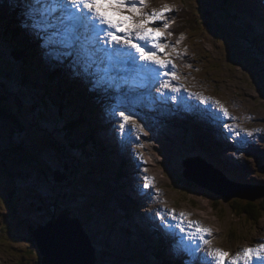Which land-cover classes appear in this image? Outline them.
Instances as JSON below:
<instances>
[{"label": "rangeland", "instance_id": "374dc122", "mask_svg": "<svg viewBox=\"0 0 264 264\" xmlns=\"http://www.w3.org/2000/svg\"><path fill=\"white\" fill-rule=\"evenodd\" d=\"M258 1L255 0L250 3V7L247 9L248 0H235V2H232L240 16L236 20L232 8L228 7L229 0H148L149 4L144 8L145 12L151 13L153 9L160 10L167 5L172 9L166 14L168 22L171 23L170 27L174 25L175 18L181 16V19L177 20V23L179 22L178 33L181 32L179 37L182 35L184 39L179 44H177L179 37L174 39L176 43L170 42V36L168 35L171 32L170 28L164 31L162 39V42H166L176 49L175 52H172V48L169 47L164 50V53H168L172 59L176 53L180 54V64L177 69H173L178 77L174 80V84L175 82L180 83L181 90L190 97H195L199 101L200 97L206 99L208 103L201 105L209 106L221 120H224L223 114L217 111V107L222 105L227 109L229 117L234 119L224 121L230 124V127H234L235 133H239V135L233 133L238 149L246 147L250 153L249 155H251L252 160L247 159L251 161L250 172L246 165L243 166V169H239L235 163L228 159V157L235 158L239 151H231V149L224 151L222 146L216 143L218 137L215 128L212 129L211 127V133L215 134L210 137L207 135L208 132L210 133V127L200 125V128L206 129H203L198 137H193L194 146L191 147L189 143V136L191 135L185 134L184 127L178 125L179 122H182L181 117L174 116L173 121L170 120L169 124H161L155 118L154 121L149 117H143V124L146 123L145 119H148L151 124L156 123L159 127L157 128L154 125L148 127L147 123L145 124L148 127L145 129L157 141L155 143L151 139L149 144L145 143L146 152L149 156L148 160L152 162L151 171L147 169L146 171L151 177L154 176V180L148 178V181L154 186L153 190H146L150 198L144 199L143 204L150 205L151 197L161 195L168 198L174 210L179 208L184 213L186 211L192 213H186L188 215L187 219L183 220L185 227L191 222L208 229L203 222H209L208 225L213 226V228H210V234L206 235L205 239L209 240L213 248L216 249H221L220 246L226 249L229 248L234 239L240 244L245 239L263 238L262 236H264V234L260 235V230H258L264 225V216L256 226L252 222L249 224L243 217H238L231 212V209L239 212L247 201L237 197L225 199L210 191L209 180L205 185L200 183L199 185L194 181L187 180L184 176L185 173L189 172L202 178L208 171L210 175H213V172L219 174L223 177L224 182L226 181L229 185L236 186L244 183H253L257 186L258 184L264 185V82H262L264 81V62L258 58L255 60L249 47L245 45V41L251 39L250 32L252 31L244 27V25L249 26L250 24L254 31L260 26V23L250 21L251 16L256 18L257 15L261 20L263 19L264 9L261 2ZM125 14L127 15V13ZM159 23L162 25V22ZM261 28L264 30L263 26ZM244 29L249 31L245 33L246 40L242 35ZM171 33V36H173V32ZM255 43L257 45L262 44L260 39H256ZM19 44L24 47L28 46L23 41H20ZM261 55L264 59V55ZM1 56H6L5 61L7 64L0 62V94L4 95L3 97L7 100L8 105L12 104L15 108L18 107L19 110L22 105L24 119L21 122L24 126L22 131L24 138L17 135L16 131L20 130L18 127L15 128L13 122H4L0 119V195L2 196L0 204L3 207V215L0 217V264H41V255L33 235L29 233V229L31 226L38 228L41 225H46L48 220H52L51 210H49L52 205L56 206L54 215L58 217L57 205L60 203L65 209L67 207L70 209L73 218L81 221L82 228L87 233V236L84 235L92 241V249L94 253L96 252V264H159L157 253L161 249L155 250V247L152 248L147 238H142L140 242L133 241V245L127 244L125 248H113V237L110 236L112 231L116 234L114 235L117 239L133 234L132 216L123 207L118 210V213L120 211L121 214L119 213L117 219V212L114 208L117 207L118 202L112 196L118 192L117 186L120 181L117 180L115 185L112 186L111 182L106 183L103 173L99 174L100 171L97 168L90 169L85 166V161L88 160L89 155L87 151L77 149L74 144L73 153L77 157L75 163L78 173L77 177L75 176L76 182L74 179L70 183L66 182L68 177L65 176L60 182L56 181L57 176L63 174V172H60L63 171L65 160L62 153L68 147L70 136L73 137L76 133L83 136L84 134L76 126L73 132H68L63 136L61 133H59L60 136L56 135L57 124L55 122L57 116L55 112L58 110L57 106L50 105V110L47 113L42 111L44 115L38 111L37 114L32 113L30 105L33 103L32 98L36 99L35 102L38 103L37 95L21 86L22 81L19 75L10 69V67L12 68L10 65L12 59L10 51L7 50L5 55L0 49V58ZM173 63L176 65V62ZM28 76L31 79V85H35L36 81H32L34 73L29 71ZM40 77L45 78L44 75ZM59 81L65 83L63 79ZM49 89L50 87L45 85L40 90L42 94L48 97L47 92ZM48 102L49 104L52 103L49 99ZM38 104L43 106L42 103ZM64 114H67V112H64ZM203 115L206 118L204 113ZM43 117L44 119H42ZM39 120L43 126L35 129L34 123ZM91 120H93V117L88 118L89 123ZM188 122L191 127L195 126L193 117ZM213 122L217 123L216 117ZM35 124L38 125V123ZM210 124L212 123L210 122ZM46 127L52 131L51 137H55V143L57 145L61 144L62 147L63 142L65 148L55 149L51 146L50 139L43 135V132L45 134L49 133ZM246 132H252L253 136H247ZM205 135L209 138H205ZM11 137L15 139L13 140ZM19 146H22L21 148L26 157L30 155V159L24 158L23 154L19 152ZM179 147L184 149L186 155H183L180 149H176ZM91 149L95 152L94 147H91ZM68 150L72 149L68 148ZM131 150L135 154L138 148L135 149L132 146ZM244 152L242 151L241 157H243ZM78 153L82 156L78 157ZM207 153L209 156L211 154L212 163L219 169L221 168V172L227 173L228 177L223 176L214 167L211 166V169L207 165L209 164L205 161L207 158L201 156L204 154V156H207ZM21 155L24 158L23 160ZM71 157L75 159L74 156ZM123 163H126L125 157ZM186 163L194 164L200 171H198V168H190ZM229 164L233 168L228 169L229 166L227 165ZM65 166L69 170L67 165ZM130 174H139V171L138 169L130 170ZM138 176V186L143 187L142 175L139 174ZM110 187H112V194L109 191ZM96 188H100V191H96ZM233 188L235 187L230 186L229 191L226 192L230 193L229 195L238 192L233 191ZM11 189H14L11 192L13 194L9 193ZM244 190H247L248 193H259L261 191L260 188ZM61 194H63L62 197H59ZM90 194H93L94 197ZM7 196H10V200L8 205H4ZM131 198L142 201L137 194ZM117 208L119 209V207ZM158 212L160 213V211L155 212L156 220L159 223L167 224L164 218L169 220V211H163L165 214L163 219L157 216ZM142 213L140 211V213L135 214L134 218L137 220ZM194 215L200 218L201 222L194 221ZM154 217V215L151 216L150 220ZM175 217L177 220L172 221L170 218L173 225L180 220L179 216ZM223 230L226 235L222 234ZM105 233L108 234L107 237H105ZM211 235L216 238L215 241H213ZM144 240L145 245L137 244L142 243ZM134 243L137 245L135 246ZM250 244H253V241H250ZM241 246L243 247L244 244ZM241 246H238L237 249ZM140 249L142 251L146 250L147 256H143ZM150 259L152 263L149 262Z\"/></svg>", "mask_w": 264, "mask_h": 264}, {"label": "snow or ice", "instance_id": "6c2138e0", "mask_svg": "<svg viewBox=\"0 0 264 264\" xmlns=\"http://www.w3.org/2000/svg\"><path fill=\"white\" fill-rule=\"evenodd\" d=\"M148 0H24V28L40 41V47L45 56L59 65L67 64L73 74L86 80L90 91L96 94L111 95L114 103L111 116L116 120L118 131L129 137L139 129H144L137 123V114L129 108L140 98H132L138 89L156 87L161 98L168 92L179 93L180 87L173 86L171 80H176L177 73L173 59L164 50L171 47L162 42L164 31L170 27L166 14L172 9L165 5L160 10L153 9L151 13L144 8ZM127 13V15L125 14ZM119 16V19L115 17ZM162 22V25L161 23ZM172 35L171 32L168 33ZM181 35L177 44L183 40ZM164 53V55H161ZM171 66V67H169ZM170 77V79H164ZM193 95V94H190ZM175 97H173L174 99ZM201 104L208 101L200 97ZM217 111L223 114V119L229 117L227 109L222 105ZM138 118V117H137ZM132 127L128 128L127 125ZM224 131L231 136L234 127L223 124ZM246 135L253 136L252 132ZM139 139V136L136 137ZM146 171V169H145ZM150 187L147 177L143 178V188ZM176 220L174 213L168 214ZM157 216L163 219L160 213ZM178 228L184 235L177 241L174 249L177 255L186 253L195 257L191 264H225L229 253L221 249L210 250L206 256H198L201 246L210 244L205 234L210 230L199 224L189 223L186 230L183 225V214L179 222L172 226ZM189 241L190 243H184ZM199 241V243H197ZM256 258L258 264H264V242L255 247L245 248L237 253L229 264H252ZM188 264V261H186Z\"/></svg>", "mask_w": 264, "mask_h": 264}, {"label": "bare ground", "instance_id": "6f19581e", "mask_svg": "<svg viewBox=\"0 0 264 264\" xmlns=\"http://www.w3.org/2000/svg\"><path fill=\"white\" fill-rule=\"evenodd\" d=\"M229 1L235 2V0H229ZM261 3H264V0H262ZM23 6L25 7L24 2H23ZM249 7H250V5H248L246 7V9L249 8ZM263 9H264V7H263ZM232 10L234 12L238 11V10H236V8H234V6L232 7ZM259 20H261V19L259 18ZM261 22L264 23V16H263V19L261 20ZM29 36H30V38L35 39V38H33L34 36L31 35L30 33H29ZM173 42L176 43L174 38H173ZM43 54H44V51H43ZM176 56L179 59L180 55L177 54ZM44 57H45L47 62L50 61L45 56V54H44ZM52 63L55 66L59 65V64L56 65L54 62H52ZM48 71L49 70L46 69L45 73L47 74ZM70 73H72V72L70 71ZM166 78H169V77H165L164 79H166ZM67 87H68L67 88V92H71V91H75L76 90V86H75L74 83H72L71 85H69ZM156 87H158V85ZM156 87H151L150 91L148 89H138L135 93L132 94V96H136V95L141 94L142 92H144L145 102L143 104L145 106H148L151 109V111L154 114L157 115L158 118L163 119L164 121L165 120H167L169 122H170V120L173 121L172 118L175 115L179 116V117H183L182 118V122H179L178 125L184 127L185 134L191 135V136H189V138H190L189 143H190L191 147L194 146L193 145V137H198L199 134L203 131V129L200 128L199 125L203 124L205 127H211V125H210V116L214 112L210 109L209 106L201 105L200 103H198L195 100H185L186 96L184 94H182V93H178V94L175 93L174 94V93L168 92L170 94H167V97L161 98L160 94L158 92L154 93V91H156ZM85 90L87 91L88 89H85ZM53 92L55 94H52V95L54 96V98H56L57 97V94H56L57 87H54V91ZM171 94L174 95V97H175L174 100H169ZM68 96H70V95H68ZM81 99H82V101L85 102V104H84L85 108H88V106H92V105H90L91 101L88 98H81ZM182 100H183V102H182ZM174 103H178V104L175 105ZM67 104H70V103L68 101H66V105ZM109 104L111 105V102ZM69 106L73 107L74 104L71 103ZM133 107H135L136 109H139L136 106V104L133 105ZM139 110L146 114V110H142V109H139ZM97 112H98V114L96 115V116H98L97 123H93L92 126L90 127V129H88V128L86 129L85 127H82V128L79 127L78 129H80L81 130L80 132H82L84 134V136L81 135L83 138L88 139V138H93L94 137L105 148V152L103 153L105 155V157L99 163L98 170L103 173L106 183H110L111 182L113 184L112 186H114L115 182L117 180H119L120 184L123 186V191H122L123 195H127L128 197H130L131 194H135L136 193L138 195V197H140L141 200H142L140 203H144V201H143L144 199L150 198L149 197V193L147 191H145L142 186H138L139 185L138 174H130V170L134 171V170L139 169V170L142 171V168H145L148 171H151L150 168L152 167L151 166L152 162L150 160H148L149 156L147 155V152H146L145 143L149 144L151 139H153L155 141V143H156L157 140L154 139V136L151 135L142 126L141 127L144 129L143 132H141L139 129H136V131L130 137L128 135L121 134L118 131V124L116 123V120L119 119V118L117 117V118L114 119L111 116V108L110 107H107V108L104 107L103 109H98ZM203 113L205 114L206 118L204 117ZM191 117L194 118V122H195V126L194 127H191L189 122H188ZM41 121H43V120H41ZM39 122H40V120H39ZM64 123L65 122H62V120H60L58 122L57 130H55L56 135L60 136L59 133H61L62 136L65 135V132L63 130V128L65 127ZM219 124L221 125V123H219ZM126 127L131 128L132 125L129 124ZM47 128L48 127H46V129ZM47 130L49 131V133L45 134L43 132V135H46V137H48L49 139L54 140L55 137L54 136L51 137L52 131L49 128ZM176 134L178 135V133H176ZM213 135H211V137ZM137 136H139V139H136ZM204 137L205 138H209V136H207V135H205ZM142 142H143V144H142ZM139 144L140 145L142 144L141 151L139 150V151L136 152L135 155H133L131 153V151H130L131 146L133 145V148H135V146L140 147ZM155 146H157V145L155 144ZM176 149H180L182 154L186 155V152L184 151V149L182 147H179V148H176ZM253 151H255V150H253ZM19 152H21L23 154V151L20 150ZM256 153H258V152H256ZM247 154H250V153L246 151V152H244L243 157H241L240 153H238V156H237L238 158L235 161L236 162L235 164H236L237 168H239V169H243V166L246 165L248 171L250 172L249 166L251 165L250 164L251 161H247V159L244 158V155H247ZM204 155H201V156H203V157H205V158H207L209 160L208 161L207 159H205V161L209 162V167L211 165L212 167L217 169V171H219L223 176L228 177L227 173L221 172V168L219 169L216 165H214L212 163L211 154H210V156L208 155V153L206 154L207 156H204ZM124 157L126 159V163L125 164L123 163V158ZM68 159H71L70 161H72V162H77L76 161V157H75V159H72V157L70 156V157H68ZM261 159L263 160V157ZM205 161H204V163H205ZM232 163H234V162H232ZM85 165L88 168H90V169H92V167H96L97 166L94 163H90V161H88V162L85 161ZM227 166H229L228 169L233 168V166L230 167V164L227 165ZM255 170H256V168H255ZM60 172H63V174L62 175L59 174L57 176V178H56L57 182H60V180H62L64 178V176L66 177V175L64 174L65 172H67V168H66L65 164H64L63 171L61 170ZM139 174H140V172H139ZM230 174L234 175L233 173H230ZM144 177L152 178V180H154V176L151 177L147 171H145ZM74 180L76 182V178ZM142 180H143V178H142ZM236 183H240V182H236ZM242 186L245 187L246 185H242ZM111 189H112V187L109 189L110 194H112L111 193ZM245 189H250V187H247V188L245 187ZM96 191L99 192L100 188H96ZM143 192H144V195H143ZM241 194H243V193H241ZM62 195L63 194H61V196H59V197H62ZM90 195L92 197H94L93 194H90ZM116 195H118V196H116ZM217 195H219L220 197L225 198L223 195H220V194H217ZM231 195H232V193H231ZM114 196H115V198H116V200L118 202L117 207H119V209L117 207H116L117 209H115V212H117L118 216H119V213L121 214L120 211L118 213V210H121L123 207H125L130 213H132V211H130V201L129 202L128 201H122V199L119 197V193L118 192L115 193ZM256 196L264 197V186L261 189V192L258 195H256ZM245 200H247V199H245ZM247 201L250 202V200H247ZM150 207L153 210L154 209H158V208L159 209H163V210H168L169 213H174L175 216H180V214L183 213V211H181L179 208H178V210H174L172 208V205H170V201L168 200V198L164 197V196H161V195H157L156 197H151ZM63 213H65L64 215H66L67 217L70 216V218H73L72 215H71V211H70V209L68 207L66 209L62 210L61 212H59L58 215H61ZM138 213H140V208L137 205V206H135V214H138ZM186 213H190V212L186 211ZM190 214H192V213H190ZM153 215L154 214L151 213L150 217L153 216ZM195 215H194V221L201 222L200 218H198ZM163 217H165L164 213H163ZM133 221H135L136 227H137L138 230L142 231V233L144 235H146L149 240L154 241V244H153L154 247L161 246L163 248V251H164L165 255L163 257L159 258V262H160L159 264H161L162 260H163L162 264H171L169 259H168V256H166V254L170 250L175 249V245L173 243V240H170L169 238L168 239H164L162 237L154 236L152 230L148 229L146 227V224H144L145 221H146V217L144 216V213H142L141 217H139L137 220L135 219ZM168 221H169V228H172L173 222L171 221L170 218H169ZM77 222L79 223L81 232L86 235L87 233H86L85 230H83L81 221L77 220ZM132 222H131V227H134ZM203 223L207 226V228L209 230H210V228H213V226L208 225V224H210L209 222H206L207 224L205 222H203ZM151 224H152V222L149 223L148 225H151ZM249 224H251V222H249ZM258 230H260V235L264 234V225ZM172 231L173 232H177V236L175 238V243L177 244V241L179 240V237L183 236L184 234L180 233L179 229H173L172 228ZM217 233H220V232H217ZM114 234L115 233H113V231L110 234V236L113 237L112 238V243H114V245H112L113 248H115V249L125 248V245L127 243H132L129 240L125 241L124 238H122V239L118 238L117 239L116 236H115L116 234L115 235ZM222 234L226 235L224 230L222 231ZM107 236H108V234L105 233V237H107ZM211 236H210V240L213 237V236L212 237ZM262 237L263 238L256 237V238H252V239H245L244 246L241 247V249H238L235 252L229 253V256H228L229 259L225 262V264H229L231 259H233L236 256L237 253H242L243 249L250 248V247H255L258 243L264 242V236H262ZM87 239H88V242H89L90 246L93 247L92 246V241L88 237H87ZM215 240H216V238L213 237V241H215ZM250 241H253V244H250ZM117 243H123L124 245H118ZM184 243L187 244V243H190V242L189 241H184ZM202 247L205 250L206 254H207L208 251L216 249V248H213L212 243L211 244L202 245L201 248ZM137 248L139 249L140 247H137ZM95 253H94V255H95V264H96L97 256H96ZM184 254H186V253H184ZM206 254L204 256H206ZM143 255H144V253H143ZM197 255L203 257L202 250ZM188 258H189L190 261L195 259L194 257H188ZM254 259H253L252 264L255 262ZM173 260L175 262L179 263V264H186V260L183 258V256H180V255L175 256L173 258ZM239 264H244V261L241 259L239 261Z\"/></svg>", "mask_w": 264, "mask_h": 264}, {"label": "trees", "instance_id": "16d2710c", "mask_svg": "<svg viewBox=\"0 0 264 264\" xmlns=\"http://www.w3.org/2000/svg\"><path fill=\"white\" fill-rule=\"evenodd\" d=\"M228 7L229 8L233 7V4H232L231 1H230V4H229ZM232 13L235 16V20L240 18L238 11L236 12L238 15L235 14L233 11H232ZM250 21H255V20L250 17ZM244 27H246V29H250L252 31V32H250L251 33L250 34L251 39L246 40L245 33L249 32V31L246 30V29L243 30L242 35L244 36L243 37L244 40H246L245 41V45L249 47V49L251 51V54H253L254 57H255V60H257V58H258L260 61L264 62V59L262 58V55H261V54L264 55V39H263L264 30L261 28V26H258L253 31L252 25H250V24H249V26L244 25ZM256 39H260L262 44L257 45L255 43ZM5 43L9 44V41L7 40V42H5ZM12 53L18 60H15L16 61V65L13 66V68H11L10 66H8V67H10V69L14 70L16 72V74L19 75V77H20V79L22 81L21 82V84H22L21 86L26 87V89L30 90V92H32V94L37 95V97H38V95L42 94V93H41L40 88L37 89L34 85L32 87V85L30 83L31 79L28 76V72L30 71L29 69H32V67L25 63V61H26L25 55H23V53L19 52V51L14 52V50H12ZM0 61H1V58H0ZM262 82H264V81H262ZM42 85H43L42 86V88H43L44 87V83ZM49 92H50V89L47 92L48 96L50 95ZM3 96H4L3 94H0V119L3 120V121H6V120L13 121V123L20 130V131H16L17 135L18 136H23L22 131L24 129V126H23L21 121H23L24 117L22 115V105L20 106V110H21L20 111L18 107L15 108L12 104L8 105L7 104V100ZM32 100H33V103L30 105V110H31L32 113H35V114H37L36 112L38 111V112L42 113V115H44V112L47 113L48 110H50V105L58 107V110L55 112V115L57 116L55 123L58 124V122L60 120H62V122H65L64 123L65 127L63 128L65 134H67L68 132H72L77 126L76 122L81 120L78 117V115L80 114V111L79 110L77 111V109H74L73 107L69 106L71 104L70 100H66L65 99L66 101H68L70 103V104H67V105L65 104V101H64V103L63 102H60V103L53 102V104L52 103L49 104L48 97H46L45 94H43L42 98H40V97L37 98L38 103H42L43 106H41L40 104L35 102L36 99L32 98ZM42 111H44V112H42ZM64 112H67V114H64ZM26 119H27V117H26ZM42 119H44V117ZM28 121H29V119H28ZM35 123H38V125H36ZM35 123H34V125H35L34 128L35 129H39L38 128L39 126H43V124L41 122H39V121H36ZM30 124H33V123H30ZM12 131H14V130H12ZM37 133H38V131H37ZM68 136H70V135H68ZM23 138H24V136H23ZM70 138H71V136H70ZM55 141L52 140V139L49 140V142L51 143L52 147H54L55 149H57V148L58 149L59 148L60 149L65 148L63 142H62V147H61L60 146L61 144L57 145L55 143ZM67 145H68V147L65 148V152H63V154L65 156L64 164L67 165L69 170H67V172H65L64 174L66 175V177H68L66 182L70 183L71 180L75 179V176L77 177L78 173H77V170H76V167H77L76 163L70 161L71 159H68V157L74 156L73 155L74 147L70 144V140L68 141ZM80 146L85 148L86 143L84 141H81ZM21 147L22 146H19L20 150L23 151ZM68 148H71L72 150H68ZM80 156H82V155L78 154V157H80ZM29 157H30V155H28V157L24 156V158L30 159ZM235 202H238V201H235ZM57 207H58L57 209L59 210V212H61L62 210L65 209V207L62 206L61 203L58 204ZM231 212L233 214L237 215L238 217H243L245 219V221L252 222V223H254V225H256V224L259 223L260 219L264 216V197L261 198V199L256 200L255 202L247 201V202L244 203L243 208L239 212H236L233 209H231ZM73 214L76 216V214L74 212H73ZM34 229H35V227H33V226L30 227V229H29L30 235L33 233Z\"/></svg>", "mask_w": 264, "mask_h": 264}, {"label": "water", "instance_id": "95a60500", "mask_svg": "<svg viewBox=\"0 0 264 264\" xmlns=\"http://www.w3.org/2000/svg\"><path fill=\"white\" fill-rule=\"evenodd\" d=\"M6 121L10 122V120ZM14 126L17 128L15 124ZM23 155L26 156L24 151ZM21 158L24 159L22 156ZM186 165L190 168H198L192 163H186ZM198 171H200L199 168ZM212 174L210 175L207 171L201 178L188 172L184 176L187 180L204 185L209 180L210 191L216 192V194L219 193L226 199L237 197L243 200L255 201L256 199L262 198V196L258 197L256 196L257 194L246 191H241L240 193L233 192V195H229L230 193L226 191H229L228 188L230 186L232 187V185H229L226 181L224 182L223 177L219 174L216 173V175L214 172ZM233 191H236V189L233 188ZM55 207V205H52L50 206L52 209L49 208L51 210L52 220H48L46 225L35 228L32 233L39 254L41 255V264H95L94 250L90 246L86 236L81 232L77 220L70 218V216L67 217L64 215L65 213L55 217Z\"/></svg>", "mask_w": 264, "mask_h": 264}]
</instances>
